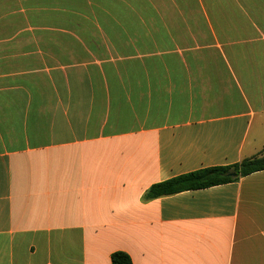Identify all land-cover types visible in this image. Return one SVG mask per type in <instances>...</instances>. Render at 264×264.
<instances>
[{
    "label": "crops",
    "instance_id": "1",
    "mask_svg": "<svg viewBox=\"0 0 264 264\" xmlns=\"http://www.w3.org/2000/svg\"><path fill=\"white\" fill-rule=\"evenodd\" d=\"M264 0H0V264H264Z\"/></svg>",
    "mask_w": 264,
    "mask_h": 264
},
{
    "label": "trees",
    "instance_id": "2",
    "mask_svg": "<svg viewBox=\"0 0 264 264\" xmlns=\"http://www.w3.org/2000/svg\"><path fill=\"white\" fill-rule=\"evenodd\" d=\"M264 170V154L260 153L239 163L200 169L179 175L169 180L152 185L144 194L145 200L172 196L187 191H195L238 181L240 178ZM235 174V176H232ZM111 264H132L124 253H114Z\"/></svg>",
    "mask_w": 264,
    "mask_h": 264
},
{
    "label": "water",
    "instance_id": "3",
    "mask_svg": "<svg viewBox=\"0 0 264 264\" xmlns=\"http://www.w3.org/2000/svg\"><path fill=\"white\" fill-rule=\"evenodd\" d=\"M232 176H235V174H232Z\"/></svg>",
    "mask_w": 264,
    "mask_h": 264
}]
</instances>
